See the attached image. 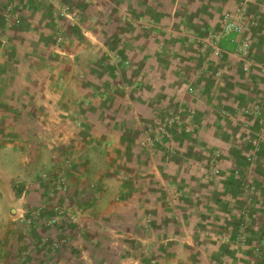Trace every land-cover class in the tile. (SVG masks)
Masks as SVG:
<instances>
[{"label":"crops","instance_id":"obj_1","mask_svg":"<svg viewBox=\"0 0 264 264\" xmlns=\"http://www.w3.org/2000/svg\"><path fill=\"white\" fill-rule=\"evenodd\" d=\"M14 2L0 37V264H261L216 235L228 221L221 216L234 213L233 200L242 201L235 178L204 184L190 174L197 164L185 152L200 159L202 146L211 144L233 152L238 166L246 152H259L249 219L256 242L264 232V112L255 109L264 102V72L254 64L245 74L230 55L205 70L200 41L223 30L227 13L245 7L251 56L264 65V0ZM64 7L74 19L62 14ZM180 106L201 126L210 123L195 148L182 146L183 173L181 161L156 163L141 147L152 117L171 116ZM68 157L74 168L65 172ZM63 174L67 193L56 189ZM168 182L186 190L182 215L195 221L177 238L182 255L160 257L154 248L165 251L168 233L156 244L134 232L145 220L152 231L159 228L154 216L164 214ZM219 199L227 200L225 212ZM54 206H78L84 216L49 230ZM23 213L35 224L29 239ZM204 215L213 217L209 226ZM138 245L143 254L130 249Z\"/></svg>","mask_w":264,"mask_h":264},{"label":"rangeland","instance_id":"obj_2","mask_svg":"<svg viewBox=\"0 0 264 264\" xmlns=\"http://www.w3.org/2000/svg\"><path fill=\"white\" fill-rule=\"evenodd\" d=\"M13 4H15L14 0H0V37L2 36L4 28L9 23L8 19H9V14H10V8H12L11 14L14 13V5ZM64 8H66V7H64ZM12 19H13V17H12ZM58 28H59L58 31L61 30L62 32H64L61 27H58ZM212 32H220V31L207 32L206 36L201 41L206 39L209 36V34ZM64 45H66V43ZM64 45H62V46H64ZM0 47H1V41H0ZM231 48L233 49L234 47H231ZM231 48H229V49L232 50ZM209 53L210 52L203 53V56H204L203 57L204 58L203 59V68L205 70H208V68L213 63V61L218 60V59L212 60L211 55H210L211 53L210 54ZM227 55H229V54H226L225 56L229 57ZM208 56H210V57H208ZM230 57L233 60H238L242 63V60L240 58H238L236 56L233 57L231 55H230ZM209 58H211V59L209 60ZM220 59H222V58H220ZM254 61H256V60H254ZM256 63L260 64L257 61H256ZM249 72L244 71L245 74L249 73ZM259 107H261V109H259ZM255 109L264 112V102H263V104H261V106L255 107ZM158 116H161L162 118H171L174 116L181 117L180 125L176 128L177 130L180 131V133L174 132L175 127H173L172 129H170V133L164 139L163 143L160 144V146H157L153 151H146V149L143 148L142 145H141V147L146 152V154L153 156L156 163H158V162L160 163V162L164 161V163H165L164 165L171 166V164L174 163L175 161H177V160L181 161V167H179V168L182 170V173H183L184 168L182 166V155H183L182 154V146L185 145L187 148H191V147L195 148V145H197L196 144L197 138L200 136L202 131L204 129L205 130L208 129V132H209L210 123H208V120H205L204 121V127L201 126V124L196 120L195 116L189 112V110H188V113L182 114V106H180L175 111V113L172 114L171 116L154 115L152 117V119L150 120V122L148 123V125H151V122H153L155 120V118ZM145 126H147V124ZM187 127L192 129L189 133L185 132ZM233 127L237 130L241 129L237 125L233 126ZM224 139L227 140L225 137H224ZM141 140H142V135H141ZM251 140H253V138ZM202 148L203 149L201 151H199V153L202 155L200 159L199 158L193 159V156L190 155V153H192V152H189V151L185 152L186 159H188V162H190V164L192 166L197 164L196 169H193V168L189 169L190 174L193 175L196 172L194 176L195 177L198 176V179H201V181L204 184H210V183L218 184V182L223 180L222 179L223 177L224 178L233 177L237 181L238 193H240L242 196L241 197L242 201H241V199L240 200L239 199L233 200V201H235L234 202L235 205H233L234 206L233 215H231L230 217H227L225 214H223L221 216L222 217L221 219H223V221L226 218H228V221L227 222L226 221L220 222L221 230H217L218 233H216V235L218 236L220 243L222 244V242H223L226 245H230L232 248H236V249L241 248L244 250H248L251 252V255L253 256V258L255 260H257L258 262H261V264H264V247H263L264 232H261L260 234H258L257 240H256V242H254V240H253L254 235L251 231L250 223H249L251 212L254 209V207L256 206L255 194L258 191V186L255 184V176L253 175L252 169H254V166L257 164V162L259 160V152L256 149H253V151H251V152L250 151L246 152V154L243 156L244 157V164H242L243 166L242 165L238 166L236 164H233V159H232L233 158L232 157L233 152L223 151L221 148L215 147L211 144H205L202 146ZM191 159H193L195 162L189 161ZM250 159H251V161H250ZM182 173H174L173 175L178 176V174H180V176L182 177ZM64 175L65 174H63L61 176H64ZM246 176H247L248 180L250 181V187L249 188L247 187L248 184H246V183L243 184L244 183L243 179ZM50 177H52V175H50L49 173L43 174V178L45 180H49ZM59 178H58V182H59ZM119 180H120V183H122L123 181L126 180V178H125V176H123V177L121 176L119 178ZM58 182L56 183V189L58 190V192L63 193L59 189ZM67 185H68V190H69L68 179H67ZM225 185H226V183H224V187H225ZM259 187H261V186H259ZM164 188L166 189V192H167V198L164 200L165 206H166L164 214L154 216L155 221H158L159 228L152 231L151 230V227H152L151 221L145 220L143 223L142 231L137 230L134 233L136 235L144 234L145 236H147L145 238H150V239L154 238L156 244L163 242L164 241L163 236L167 235V233H168L167 240L170 243H167V246H165L166 252L165 251L163 252V248L159 249L156 246L154 248L155 249L154 254L157 256H160V257H164V256H166V254H171V255L172 254H175V255L181 254L182 255V247L180 248V246H179L181 243H179L177 238H181L182 234L186 233L185 231H182L184 229V226H187L188 223H193L195 220L192 217V215H187V216L182 215V207H183L182 203H183V200L185 198L184 196H185V191H186L184 188H182V185H179L175 182H168L164 185ZM262 188H264V186H262ZM231 191H233V189ZM210 200H211L210 198H207L204 200H200V199L195 198L194 200H191V201H194L197 204H201V203L202 204H204V203L210 204ZM226 202H227L226 199H224V200L219 199V200H217L216 205H217V207H219L221 210H223L225 212L226 211V206H225ZM56 207L81 209V207H78V206H54V207L48 208V210L51 211ZM82 216H84V211L78 217V219L82 218ZM28 218L30 220H32V218H30L29 216H28ZM203 218L205 219L204 221L206 222V224H208V226H209L211 218H213V217L210 215H206V216L204 215ZM50 219L51 218H49L47 220V222ZM207 220H208V222H207ZM47 222H46V225H47ZM139 223H140V221L138 222V225H139ZM25 225H26L27 231H28L27 239H29V234H30L29 232H31V229L35 227V224L32 220L31 225H28V224H25ZM54 228L55 227H48L47 226V229H49V230H53ZM165 228L167 231H162ZM227 228L229 231H227ZM208 229H210V227H208ZM208 231H210V230H208ZM226 232H228V233H226ZM243 235L246 236V243L244 245H242L241 242H238V236H243ZM181 241H182V238H181ZM64 245H66V244H63L61 246H64ZM130 249H133V251H135V254L136 253H139V254L144 253L143 246L140 247L138 245L136 248H130ZM232 253H234V252H232ZM163 254H165V255H163Z\"/></svg>","mask_w":264,"mask_h":264},{"label":"built area","instance_id":"obj_3","mask_svg":"<svg viewBox=\"0 0 264 264\" xmlns=\"http://www.w3.org/2000/svg\"><path fill=\"white\" fill-rule=\"evenodd\" d=\"M245 12L246 9L244 7L238 8L233 13H227L223 18V30L220 32L210 33L206 39L200 41V45H202L203 53H211L209 54L211 55L212 60L223 58L226 54H229L233 57L236 56L242 60L243 70L245 72H249L251 66L254 64L259 66L264 72V65L257 64L251 56L252 42L250 38L246 35L243 24ZM62 14L69 19H74V14L68 7L63 9ZM260 20L261 18H258L256 24L260 23ZM16 23H18V20H16ZM63 33L64 32L60 31L57 35V43L59 45H64L66 43V38ZM231 47L234 48L232 49ZM229 48H231L232 50H230ZM211 58H209V60ZM190 90L191 92H193V89ZM180 119L181 117L179 116H174L171 118H162L161 116L156 117L155 120L151 122V125L144 126L141 140L142 147L145 148L146 151H153L157 146H160V144L163 143L164 139L169 135L170 129H172L173 127H175L174 132L180 133V131L176 129L180 125ZM191 130V128L187 127L185 132L189 133ZM73 168V157L66 158L64 163L65 172L71 171L73 170ZM243 181V184H248L247 187L249 188L250 181L248 180L247 176L244 177ZM58 185L59 189L62 192H68L66 175L61 176L59 178ZM51 211L53 215L51 219L47 222V226L49 227L59 226L61 222L66 220L75 221L83 212L81 209L66 207H56ZM20 222L28 225L32 224V220H30L27 214L25 213H23V215L20 217ZM68 242L69 239L65 237L61 243L67 244ZM238 242H241L242 245H244L246 243V236H238Z\"/></svg>","mask_w":264,"mask_h":264}]
</instances>
